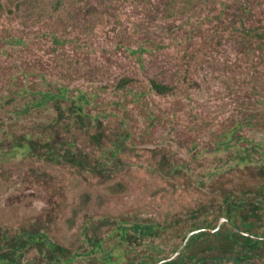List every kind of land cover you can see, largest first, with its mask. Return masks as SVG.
Masks as SVG:
<instances>
[{"label": "rangeland", "instance_id": "374dc122", "mask_svg": "<svg viewBox=\"0 0 264 264\" xmlns=\"http://www.w3.org/2000/svg\"><path fill=\"white\" fill-rule=\"evenodd\" d=\"M222 220L264 236V0H0V264H264Z\"/></svg>", "mask_w": 264, "mask_h": 264}, {"label": "flooded vegetation", "instance_id": "af4514ba", "mask_svg": "<svg viewBox=\"0 0 264 264\" xmlns=\"http://www.w3.org/2000/svg\"><path fill=\"white\" fill-rule=\"evenodd\" d=\"M227 144V146L229 145L228 143H226ZM222 146H223V142H222ZM244 150H247L245 147H244ZM247 151H249V150H247ZM227 223L228 221L227 220H222V221H220L219 223L221 224V223H224L225 224V226H226V229H227V231H228V229L230 228V230H232L233 232H234V234L235 235H233V234H231L232 236H234V237H241V238H243V239H245L246 240V242L247 243H249V244H251V246H253V245H258V244H264V236H261V235H259V236H257V235H255V234H253V235H251V234H249V233H246L243 229H241V228H234V226L232 227V226H230L229 224H226L225 222ZM220 226V225H219ZM219 226L218 227H215L214 228V235L215 236H218L220 233H221V228L219 229ZM203 228V227H202ZM202 228H199V229H196V230H193V231H191L190 233H192V232H195V231H198V232H196V233H194L193 235H191L190 236V238L188 239L189 241H190V239L191 238H193L194 236H199V235H208V234H210V232L211 231H213V230H208L209 228H207V230L205 231V230H203ZM219 229V230H218ZM189 233V234H190ZM189 234H187V236L189 235ZM230 234V233H229ZM187 236H186V238H187ZM186 238L184 239V241L186 240ZM188 240H187V242H186V244L188 243ZM254 244H253V243ZM241 244H242V242H240ZM164 261H166V260H164ZM164 261H161L162 262V264H163V262ZM168 263V262H167ZM159 264V263H158Z\"/></svg>", "mask_w": 264, "mask_h": 264}, {"label": "trees", "instance_id": "16d2710c", "mask_svg": "<svg viewBox=\"0 0 264 264\" xmlns=\"http://www.w3.org/2000/svg\"><path fill=\"white\" fill-rule=\"evenodd\" d=\"M154 89L155 90H161V89H165V88L155 87ZM228 233L235 235L234 232L232 230H230V228L228 229ZM100 245H101V242L93 243V249H95L96 247H98ZM168 264H169V262H168Z\"/></svg>", "mask_w": 264, "mask_h": 264}, {"label": "water", "instance_id": "95a60500", "mask_svg": "<svg viewBox=\"0 0 264 264\" xmlns=\"http://www.w3.org/2000/svg\"><path fill=\"white\" fill-rule=\"evenodd\" d=\"M213 231H215V230H213ZM196 232H198V231L192 232V233H190V234L187 236V238H186V240L184 241L183 246L181 247V249L186 245V242H187V240L190 238V236L193 235V234L196 233ZM181 249H180V250H181ZM178 254H179V251L176 253V255H178Z\"/></svg>", "mask_w": 264, "mask_h": 264}]
</instances>
